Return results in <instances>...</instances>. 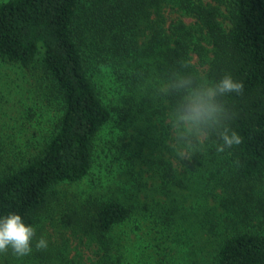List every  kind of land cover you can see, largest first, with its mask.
<instances>
[{
  "label": "trees",
  "instance_id": "trees-1",
  "mask_svg": "<svg viewBox=\"0 0 264 264\" xmlns=\"http://www.w3.org/2000/svg\"><path fill=\"white\" fill-rule=\"evenodd\" d=\"M0 62L25 71L23 85L34 77L44 83L47 104L59 107L53 126L31 139L14 123L29 120L35 107L11 123L0 118V217L18 213L33 226L53 211L51 220L71 230L56 239L57 255L81 236L95 245L88 264H119L115 228L149 222L156 237L168 238L174 194L197 184L203 205L214 209L207 199L218 198L220 216L234 224L214 254L204 247L210 256L197 251L201 262L192 263L264 264V230L236 228L251 215L238 208L253 191L242 185L264 177V0H4ZM31 70L40 82L26 75ZM101 72L112 79L109 101L96 80ZM226 74L244 85L219 98L242 139L217 152L211 123L184 121L181 110ZM107 125L114 133L101 151L109 153L106 165H119L102 171L94 148ZM81 180L92 188L68 189ZM180 215L214 236L224 221Z\"/></svg>",
  "mask_w": 264,
  "mask_h": 264
},
{
  "label": "rangeland",
  "instance_id": "rangeland-1",
  "mask_svg": "<svg viewBox=\"0 0 264 264\" xmlns=\"http://www.w3.org/2000/svg\"><path fill=\"white\" fill-rule=\"evenodd\" d=\"M2 1L4 0H0V2ZM222 9L225 12L224 6H222ZM183 19L188 24L194 23L195 20V18L190 15H185ZM197 60L198 57L195 55L193 61L195 62ZM199 69H203V67H199ZM23 72L25 71L18 68L16 65L9 66L8 64L0 62V109L3 110L14 105L18 107L16 110H8L6 116L0 115V118H4L11 123L13 122V118H10L16 114L18 115V113H22L23 108L35 107V110L31 112L32 116L29 120L21 119L19 123H14L15 126L19 128L16 129V134L21 133L22 137L27 138L33 131L40 135L48 131L50 127L53 126L58 116L59 107L54 104H47L48 101L44 96V83L39 86L40 83L35 81V77L31 78L30 74L37 75L39 81V71L31 70L26 73V75L29 74L33 85H29L27 81H25V85H23V81L20 80ZM96 80L106 94L104 98L107 101L112 99V79L107 74L101 72L99 78ZM2 110H0V112ZM7 131L9 132L10 130L8 129ZM112 132L113 130L110 125L105 126L98 133L95 141V155L100 154L102 157V171L112 170L119 165L117 162L106 165L109 162V153L107 154L101 151L104 140L110 139ZM116 136L117 135H115V137ZM37 138H39L38 135H35V139ZM96 165L98 164L96 163ZM94 179L95 178L90 177L88 180ZM101 179L106 180L104 177ZM250 182L251 183H245L242 186L246 188L247 192L250 190L253 191L250 192L249 196L245 197L243 195L238 199L242 205L238 206V208L250 210V218L246 219L243 223H239L237 220L235 223L237 222L238 226L236 225V228L239 230L248 229L249 231L260 232L264 230V177ZM85 187L92 188L91 181L81 180L80 182L69 185L68 189L71 191H76L77 189L89 190ZM102 189L104 190L105 187L100 188V190ZM199 194L200 188L197 184L192 189H177V194H174L177 201L169 217L174 223V228L169 229L170 236L168 238L161 239L156 237V233L154 234L152 228H149V222L148 224L141 223V229L133 230L134 226L131 225V223H127L119 229L115 228L116 230L112 233V236L114 237L113 241L116 245L114 254L119 255V264H190L195 260L201 262V255L197 251L202 252V256L208 255L203 252L204 247L208 249L211 255L214 254L218 245V240L222 239L226 232L228 234L230 233L234 223L232 224L233 220L231 218L220 216L225 210L221 207L218 198L210 197L207 199L208 204L215 206L214 209H210L203 205V203L206 202L199 199ZM232 203H234V200H232ZM208 212L209 215L207 214ZM49 213L53 214V211ZM49 213L42 214L38 223L33 225L36 229V238L42 235L47 239V248L36 250V238H34L32 242L33 251L30 255L16 257L12 255L9 249L7 254L0 253V264H61V262L64 264H73V260L77 262L79 260L80 264H88L91 259L95 258V245L92 244L88 238L79 235L81 240L72 239L63 253L64 256L57 255L56 252L59 251V247L56 239L61 233L65 235L71 233V230L64 227L57 218L51 220ZM181 213L183 216L185 214V217L189 218L191 221H195L198 218L204 219L205 217H209L213 220L218 217L220 220L224 221L219 222V226H217L218 229L215 227L217 233L214 236L198 225H194V228H190V226H188V223H190L189 221L186 224L185 221H182ZM157 243L162 248H165L161 254L157 252ZM197 247L199 250H197ZM210 259L211 258H207L208 261Z\"/></svg>",
  "mask_w": 264,
  "mask_h": 264
},
{
  "label": "clouds",
  "instance_id": "clouds-1",
  "mask_svg": "<svg viewBox=\"0 0 264 264\" xmlns=\"http://www.w3.org/2000/svg\"><path fill=\"white\" fill-rule=\"evenodd\" d=\"M184 83L181 81L177 87H184ZM243 89V82L226 74L219 81L210 83L202 93H196L194 98L183 106L181 119L195 123L210 122L213 135L220 141L216 144L217 152L239 145L242 138L227 125L226 121L231 119V116L219 98L233 92L241 94ZM34 238L36 229L26 224L20 214L9 213L0 217V253L7 254L10 249L16 257L30 255ZM47 246L48 241L44 236L36 238V250L46 249Z\"/></svg>",
  "mask_w": 264,
  "mask_h": 264
}]
</instances>
